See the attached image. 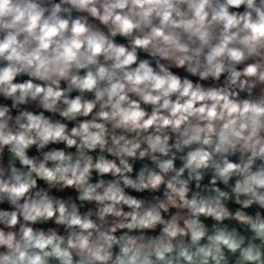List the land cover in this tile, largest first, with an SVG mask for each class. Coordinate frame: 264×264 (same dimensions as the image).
<instances>
[{
	"label": "clouds",
	"instance_id": "1",
	"mask_svg": "<svg viewBox=\"0 0 264 264\" xmlns=\"http://www.w3.org/2000/svg\"><path fill=\"white\" fill-rule=\"evenodd\" d=\"M0 264H264V0H0Z\"/></svg>",
	"mask_w": 264,
	"mask_h": 264
},
{
	"label": "flooded vegetation",
	"instance_id": "2",
	"mask_svg": "<svg viewBox=\"0 0 264 264\" xmlns=\"http://www.w3.org/2000/svg\"><path fill=\"white\" fill-rule=\"evenodd\" d=\"M33 152H34V150H33ZM139 165H137V167H138ZM205 182H207V181H205ZM5 207H7L6 205H5Z\"/></svg>",
	"mask_w": 264,
	"mask_h": 264
}]
</instances>
